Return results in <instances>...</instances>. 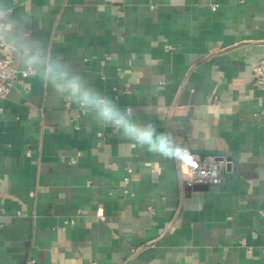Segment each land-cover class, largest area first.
I'll list each match as a JSON object with an SVG mask.
<instances>
[{
    "label": "crops",
    "instance_id": "obj_1",
    "mask_svg": "<svg viewBox=\"0 0 264 264\" xmlns=\"http://www.w3.org/2000/svg\"><path fill=\"white\" fill-rule=\"evenodd\" d=\"M0 3L25 39L183 149L164 159L77 117L0 37L18 72L0 101V264H264V0ZM192 155L225 157L223 182L187 187Z\"/></svg>",
    "mask_w": 264,
    "mask_h": 264
},
{
    "label": "clouds",
    "instance_id": "obj_2",
    "mask_svg": "<svg viewBox=\"0 0 264 264\" xmlns=\"http://www.w3.org/2000/svg\"><path fill=\"white\" fill-rule=\"evenodd\" d=\"M10 5L0 3V25H12L13 32L0 28V37H11L12 48L19 53L21 71L35 76L45 87L91 115L100 127H111L120 139L164 159H178L183 149L170 133L158 132L155 124L136 119L130 107L121 108L116 101L92 86L87 79L59 54L45 49L39 40H27L24 25L8 12Z\"/></svg>",
    "mask_w": 264,
    "mask_h": 264
},
{
    "label": "built area",
    "instance_id": "obj_3",
    "mask_svg": "<svg viewBox=\"0 0 264 264\" xmlns=\"http://www.w3.org/2000/svg\"><path fill=\"white\" fill-rule=\"evenodd\" d=\"M217 7L216 4L211 5V9L215 10ZM2 26V25H0ZM166 49H173V46L170 44L165 45ZM4 46L2 41H0V101L5 99L11 87L13 86L17 78V69L10 63V60L3 55ZM253 75L254 83L261 90L264 95V56L258 60L253 66ZM24 73V72H23ZM25 75H30L24 73ZM129 89H125L127 92ZM70 103L65 102V107L68 108ZM77 117L83 116L77 109ZM78 128V123L74 124ZM81 155L80 152H77L75 155L69 157L66 161L69 164H75L77 157ZM228 161L225 157H217L213 155H192L184 163H179L178 172L179 176L184 184L187 187L193 188L197 185L207 184V185H218L223 182L222 170L227 165ZM132 170L130 167H127L125 170V175L122 178V186L125 193L131 194L129 191V184L131 181ZM148 212L153 214L154 209L148 207ZM260 216H264V210H258ZM1 230V226H0ZM251 237H256V232H251ZM239 245L246 248L247 253L252 252V248L247 245L245 239L239 240ZM264 252V249L262 250ZM28 264L32 263V260L27 261ZM13 264V263H7Z\"/></svg>",
    "mask_w": 264,
    "mask_h": 264
}]
</instances>
